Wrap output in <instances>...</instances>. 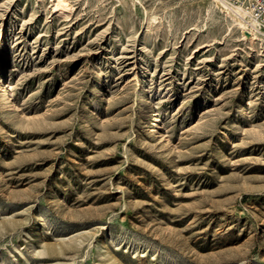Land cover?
Returning a JSON list of instances; mask_svg holds the SVG:
<instances>
[{"label":"rangeland","instance_id":"1","mask_svg":"<svg viewBox=\"0 0 264 264\" xmlns=\"http://www.w3.org/2000/svg\"><path fill=\"white\" fill-rule=\"evenodd\" d=\"M67 3L0 0V264H264V40L213 0Z\"/></svg>","mask_w":264,"mask_h":264},{"label":"bare ground","instance_id":"2","mask_svg":"<svg viewBox=\"0 0 264 264\" xmlns=\"http://www.w3.org/2000/svg\"><path fill=\"white\" fill-rule=\"evenodd\" d=\"M56 1H57V7L67 8L68 6L67 0H56ZM213 3L215 4L217 8H219L223 13L227 14V16H229L232 19L233 23L242 30L243 36L246 39L250 40L251 43L259 39L264 40V34L260 31L257 23L248 15L247 11H245L244 9H241L240 7H236L235 5L230 3L228 0H213ZM4 58H5V61L2 64V74L0 77V83L2 87L1 102H3L5 106L9 104L8 107L11 110H16L17 109L16 106L10 100V94L8 91L9 85L7 82L4 81V76H3V70L6 66L7 59H8L7 49H5ZM140 100H142V98H140ZM149 120H151L155 126V129H153V132L155 134H160L164 136L163 126L160 123L158 119V114L155 111L151 112V117ZM41 223L43 224V222Z\"/></svg>","mask_w":264,"mask_h":264},{"label":"built area","instance_id":"3","mask_svg":"<svg viewBox=\"0 0 264 264\" xmlns=\"http://www.w3.org/2000/svg\"><path fill=\"white\" fill-rule=\"evenodd\" d=\"M236 7L247 11L248 15L257 23L264 34V0H228Z\"/></svg>","mask_w":264,"mask_h":264}]
</instances>
